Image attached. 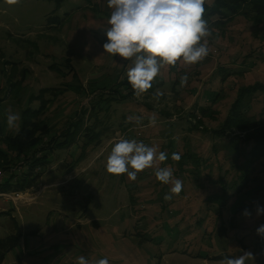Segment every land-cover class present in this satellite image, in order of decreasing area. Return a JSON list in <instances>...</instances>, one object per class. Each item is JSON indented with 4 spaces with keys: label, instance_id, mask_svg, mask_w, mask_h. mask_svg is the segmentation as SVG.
I'll use <instances>...</instances> for the list:
<instances>
[{
    "label": "rangeland",
    "instance_id": "374dc122",
    "mask_svg": "<svg viewBox=\"0 0 264 264\" xmlns=\"http://www.w3.org/2000/svg\"><path fill=\"white\" fill-rule=\"evenodd\" d=\"M111 11L107 0H64L60 8L48 0H0L1 132H17L22 114L40 106L46 88H56V97L42 91L48 101L40 118L58 127L82 119L101 132L100 143L82 154L88 140L82 129L77 143L54 151L32 188L15 200L0 198V210H7L0 213V238L20 229L44 232L40 264H77L80 256L88 264L103 258L109 264H223L245 251L255 257L246 264H264V236L257 233L264 225V214H257L264 207V139L255 128L223 126L231 115L264 126V23L240 15L220 26L204 17L211 35L201 41L210 48L203 61L162 65L154 95L113 101L93 114L99 93L92 92L126 80L135 63L103 48ZM8 110L20 115L15 129L7 128ZM245 134L251 138L237 137ZM121 139L142 141L168 159L135 180L110 174L107 158ZM165 167L182 182L179 195L171 193L173 183L156 178ZM19 248L8 264H28Z\"/></svg>",
    "mask_w": 264,
    "mask_h": 264
},
{
    "label": "clouds",
    "instance_id": "9594fccd",
    "mask_svg": "<svg viewBox=\"0 0 264 264\" xmlns=\"http://www.w3.org/2000/svg\"><path fill=\"white\" fill-rule=\"evenodd\" d=\"M207 0H107L112 10L105 30L107 41L103 44L105 52L131 60L135 57L134 67L127 72L128 82L134 95L140 98L151 87L154 78L160 73L162 65L176 66L178 61L184 64H197L210 52L208 41L202 39L211 35L208 22L204 18ZM9 5H16L20 0H6ZM187 75L181 77V83L187 81ZM157 96L161 93L157 92ZM130 120L132 118H129ZM20 120L18 113L8 110L7 128L15 129ZM140 122V118H136ZM154 119L152 123H154ZM178 153L172 159L179 161ZM168 155L157 148L136 140L121 139L112 147L107 158L106 170L110 174H127L135 180L138 173L153 167L155 161H166ZM129 167L133 169L129 170ZM156 178L164 183H173L171 193L179 195L183 184L179 179L173 181V170L169 167L158 168ZM165 195V199H171ZM257 214H264V207H257ZM244 215L251 213L246 209ZM257 233L264 236V225L257 228ZM255 259L254 254L245 251L238 257L225 258L223 264H246ZM77 264H88L80 256ZM96 264H109L108 258L100 259Z\"/></svg>",
    "mask_w": 264,
    "mask_h": 264
},
{
    "label": "trees",
    "instance_id": "16d2710c",
    "mask_svg": "<svg viewBox=\"0 0 264 264\" xmlns=\"http://www.w3.org/2000/svg\"><path fill=\"white\" fill-rule=\"evenodd\" d=\"M53 1L57 8H60L64 0H48ZM244 16L253 19L256 22L264 23V0H207L205 3L204 17L211 19L215 24L223 26L225 23L234 20L237 16ZM52 68V67H51ZM53 69V68H52ZM55 71V69H53ZM153 85V84H152ZM125 88V89H124ZM56 88H46L41 90L39 99L40 106L38 108H29L22 114L21 127L17 132L3 134L0 126V168L7 172L4 183L0 186L2 192H23L35 185V182L43 175L50 164L51 156L56 149H68L77 143L81 136L82 129L86 131L88 140L82 144V154L85 153L88 146L92 142L100 143L101 132L95 130L94 127H84L82 119L78 121L70 120L63 126H53L42 118L43 111L47 108V100H42V91L47 94H55ZM128 90V91H127ZM154 88L151 87L147 92L154 95ZM146 92V93H147ZM92 105V113L96 114L102 110H107L113 101H126L135 97L134 91L128 79L116 82L115 86L108 90H96ZM2 101V100H1ZM0 101V102H1ZM92 101V100H91ZM105 104V107L103 105ZM236 111L233 105L232 112ZM85 112L83 111V114ZM236 113V112H234ZM97 117V115H95ZM224 123L225 128H234L244 132L250 129H258L259 136L256 138L264 139V126L258 123H249L242 119L236 120L231 115ZM67 121V120H66ZM73 121V122H72ZM253 124V125H251ZM198 125L201 124L198 121ZM223 128V127H222ZM251 135L245 134L244 137L249 139ZM80 155L77 161H74V167L83 157ZM14 166V167H13ZM36 168H40L39 172H35ZM20 232L9 234L4 238H0V264L5 257L20 246Z\"/></svg>",
    "mask_w": 264,
    "mask_h": 264
},
{
    "label": "crops",
    "instance_id": "0c3cea01",
    "mask_svg": "<svg viewBox=\"0 0 264 264\" xmlns=\"http://www.w3.org/2000/svg\"><path fill=\"white\" fill-rule=\"evenodd\" d=\"M67 178L72 179V176H67ZM32 187H30V188H32ZM30 188H28V189H30ZM4 204H8L10 208L15 207V209H17L16 204L15 205L14 204H10L9 202L8 203L4 202ZM6 211H7L6 209H1L0 213L2 214V213H5ZM17 228L18 227H16V229ZM16 231H19L20 234L22 233L21 235H23V238L24 237L26 238L25 246H21V247L19 246L20 248L19 247L18 248H19V251H20V249L21 250L25 249L24 252H25L26 256H24V257L28 258V260H27L28 264H40L41 260H39V259H41V258H40L39 253L42 250L45 249V243H48V241L44 242V239H42L45 236V233L44 232L42 233L39 230H35V231H31L28 234L24 235L23 232L21 231V229L20 230H16ZM31 237L33 238V241H31L32 240ZM36 237L40 238V242H37L38 238H36ZM18 248L13 250L12 251L13 253L10 252L11 255L15 254L16 252H18L17 251ZM10 253L5 257V260H4L3 264H8L9 263L8 261H9ZM32 257H33V259L29 260V258H32ZM36 257H38V258H36Z\"/></svg>",
    "mask_w": 264,
    "mask_h": 264
},
{
    "label": "built area",
    "instance_id": "2783aa9c",
    "mask_svg": "<svg viewBox=\"0 0 264 264\" xmlns=\"http://www.w3.org/2000/svg\"><path fill=\"white\" fill-rule=\"evenodd\" d=\"M39 171H40V168L35 169V172H39ZM7 175H8L7 172L3 168H0V186L4 183ZM11 195H14V197H12ZM19 197H21V196H20V193H18V192H2V191H0V198H4V199L8 198V199L15 200Z\"/></svg>",
    "mask_w": 264,
    "mask_h": 264
}]
</instances>
